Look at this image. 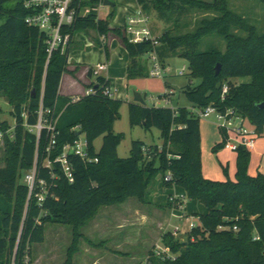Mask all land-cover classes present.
Returning a JSON list of instances; mask_svg holds the SVG:
<instances>
[{
  "label": "trees",
  "instance_id": "1",
  "mask_svg": "<svg viewBox=\"0 0 264 264\" xmlns=\"http://www.w3.org/2000/svg\"><path fill=\"white\" fill-rule=\"evenodd\" d=\"M27 0H0V94L12 107L15 127L0 123L5 135V166L0 168V264H26L34 244L45 240V226L59 224L72 228L73 241L65 264H73L83 237L81 228L105 206L122 204L129 198L147 203L151 181L163 174L164 188L178 186L190 200H197L207 208L199 215V225L186 242L176 241L172 233L162 236V242L174 260L165 264H264V175H248L251 152L238 149L236 181L214 182L203 177L201 166V119L195 110L214 106L221 112L233 109L249 121L257 134H264V34L229 10L226 0L212 3L199 0H136L144 14L153 10L163 18L186 8L219 14L204 19L194 33L173 36L166 31L158 37L159 45L151 41L132 43L125 31L110 28L115 13L107 18L98 14V0H75L76 11L72 24L61 27L67 43L50 54V33L26 23L33 13L25 7ZM14 8L7 9V5ZM89 7V13L83 10ZM238 29L248 34L241 37L232 33ZM95 31L99 37L114 34L127 50L129 64L127 80L150 75L143 57L156 54L163 69L171 56H180L189 63L191 80H200L197 87L184 89L193 110L181 108H149L130 105L132 127H155L162 133L164 144L146 146L134 141L130 156H118L123 135L114 131L120 119L121 101L105 95L109 82L97 77L89 88L93 94L73 98L59 94L62 77L68 72L70 46L79 32ZM217 33L227 42L222 53L217 47L202 51V40ZM109 56L106 43L97 39ZM220 65V73L216 68ZM94 70H90L92 76ZM250 78L249 83L234 86L231 81ZM224 85L229 86L225 100L221 99ZM166 96V95H164ZM163 96V97H164ZM54 111L57 123V149L74 141L79 128L86 135L89 151L97 162L86 163L70 156L74 167V183L60 174L56 179L42 167L48 134L42 133L39 144L35 134L25 124L36 125L40 107ZM11 135L13 137H11ZM103 138L99 151L94 147ZM38 157L39 178L49 183L46 200L39 206L28 205L29 189L23 182ZM170 174L171 179L166 181ZM171 204V203H169ZM230 230H219V227ZM237 226L238 231L232 230Z\"/></svg>",
  "mask_w": 264,
  "mask_h": 264
},
{
  "label": "rangeland",
  "instance_id": "2",
  "mask_svg": "<svg viewBox=\"0 0 264 264\" xmlns=\"http://www.w3.org/2000/svg\"><path fill=\"white\" fill-rule=\"evenodd\" d=\"M90 1V0H87ZM97 4L98 14L101 18L114 12L116 20L114 24H119L122 20L124 10L133 11L139 5L136 0H110L117 3L116 8L102 6L101 1ZM212 3L214 0H199ZM229 10L238 17L243 18L248 24L254 26L259 35L264 34V0H226ZM14 4L7 5V9L14 8ZM83 14L89 13V7L85 8ZM219 14L215 12H204L186 8L185 11L179 13L174 12L163 18L156 11L148 14L150 19V27L154 35L160 37L166 31H171L173 36H183L194 33L204 19H213ZM113 21V20H111ZM111 26V22H110ZM111 28V27H110ZM124 31L123 27H119ZM95 32V31H94ZM91 30L87 34H91ZM96 33V32H95ZM232 33L247 37L248 34L238 29H232ZM97 34V33H96ZM111 34V33H110ZM109 35V34H108ZM107 35V36H108ZM98 36V34H97ZM107 36H102L106 38ZM98 48L103 47L96 45ZM75 47V46H74ZM209 47H217L222 53L226 51V40L217 33L210 34L202 40L201 50L204 51ZM147 56V55H146ZM146 56L143 61H147L149 72H151V61ZM162 77H154L151 74L147 77L127 80L126 68L122 66V61H118L114 78L116 79V99L121 101L120 119L114 123V131L123 135L122 142L118 147V156L127 158L130 156L132 143L134 141H142L146 146L162 147L164 140L159 129L152 127L147 129L141 125L132 127L130 123V105L135 104L134 93L139 92L147 95L146 106L149 108H172L179 110L187 108L193 110V105L188 100L184 89L188 86L197 87L200 80H191L190 67L188 61L180 56H171L165 61V69L162 70ZM96 77V76H94ZM97 78V77H96ZM95 78V79H96ZM68 78H64V88L67 86ZM250 78H241L232 80L234 86L249 83ZM83 90L85 86L80 84ZM79 86V89H81ZM167 95L169 101H165L163 95ZM6 122L11 126L9 131L15 127V119L12 116V107L2 94H0V123ZM246 125L251 130H255L254 126L246 121ZM201 166L203 177L214 182L236 181L238 151H232L227 146V137L225 133L217 125L215 117L209 119H201ZM2 131V130H0ZM77 133L79 129H76ZM4 132V131H3ZM251 138L255 139V147L250 149L251 157L248 164V175L256 177L259 173L264 175V134H253ZM242 137L233 135L232 142L239 144ZM103 144V138H98L94 142V147L99 151ZM5 141H0V168L5 166ZM162 185L163 174L159 173L150 183L151 185ZM173 188V187H172ZM170 191L169 189H165ZM172 191V190H171ZM188 213V219L180 220L174 216L172 218V227L175 229L180 227L179 236H173L176 241L186 242L190 234V225L192 223L199 225V215L207 213V208L197 200H190L184 196ZM137 200V199H135ZM150 205L149 198L147 203ZM116 209V208H113ZM184 213V211H183ZM181 214V212H180ZM71 227L59 224H47L45 226V241L41 244L32 246L33 258L42 257L40 264H63L67 257V249L71 238ZM172 233V232H167ZM164 236V235H163ZM112 246V244H109ZM108 245V246H109ZM105 249L107 246L104 247ZM130 254L128 256H117L111 258L113 264H165L163 260L154 257L151 253L147 256L141 246H135L127 249ZM146 256V257H145ZM26 264H33L32 256L26 258ZM37 264V263H36Z\"/></svg>",
  "mask_w": 264,
  "mask_h": 264
},
{
  "label": "crops",
  "instance_id": "3",
  "mask_svg": "<svg viewBox=\"0 0 264 264\" xmlns=\"http://www.w3.org/2000/svg\"><path fill=\"white\" fill-rule=\"evenodd\" d=\"M116 6L117 3H115L114 7L110 8L114 9ZM129 12H131V9L124 10L119 24H114L116 20V17H114L110 27L112 29L124 27ZM91 32V34L79 32L75 35L70 46L68 72L62 77L59 94L70 98L83 97L86 95L89 87L97 82L96 77L101 76L109 82L113 98L116 99L115 90L117 88H115L116 79L114 75L118 61L120 60L122 61V66L126 68L127 73L129 64L127 50L121 39L114 34H109L106 38H103L97 36L94 31ZM97 39L106 43L109 48V56H106L104 48V52H102V48L100 49L96 46ZM146 58L150 61V55H147ZM98 65H105L106 68L99 72L97 76L94 74L90 76V70H95ZM64 78L69 79L65 88ZM80 84L85 86L84 90ZM79 86L81 89H79ZM165 189H169L170 191ZM171 196L184 199L186 195L185 191L178 186L164 188L163 184H154L148 189L150 205L143 204L139 200H135L136 198H129L122 204L102 207L81 228L80 231L83 237L79 242V251L73 256V264H113L114 262L111 258L128 256L130 252L127 249L133 248L136 245H140L147 256L156 245L162 244V236L164 234L173 231L171 227L174 216L179 219V216L184 211V214L189 217L188 213L185 212L187 210L186 203L183 211L175 210L174 206L169 204ZM72 241L73 235L71 231L67 256ZM110 243L112 246L109 245ZM105 246H107L106 249L104 248ZM31 256L33 264H40L43 260L42 257L34 259L33 253H31Z\"/></svg>",
  "mask_w": 264,
  "mask_h": 264
},
{
  "label": "built area",
  "instance_id": "4",
  "mask_svg": "<svg viewBox=\"0 0 264 264\" xmlns=\"http://www.w3.org/2000/svg\"><path fill=\"white\" fill-rule=\"evenodd\" d=\"M100 1L101 5L104 6V0ZM74 2L75 0H27L25 3V7L33 11V13L26 18V23L31 27H36L42 31L50 33L51 35L48 49L50 54L59 46L67 43L68 37L64 38L61 35L60 30L63 25L72 24L74 22L76 16V11L72 7ZM123 29L132 43H144L151 41L154 46L159 45V38L154 36L150 29L149 17L143 13L139 6L128 13ZM149 55L152 64V69L150 72L151 76L162 77V70L164 69L157 55L154 53ZM105 68V65H98L94 70V75L97 76L98 73L103 71ZM228 92L229 86L224 85L221 94L222 100L226 99ZM93 93V88H89L86 91V95ZM105 95L113 98L110 87L105 90ZM164 99L165 101H169L167 99V95L164 96ZM78 100L79 98H73L74 102ZM194 113L200 119H209L211 117H215L217 125L227 137V146L232 151H238V149L241 147L246 148L247 150L253 149L255 147V139L251 138V136L253 134H257L256 131L249 129V127L246 125L247 120L237 114L233 109H228L223 113L216 107L209 106L204 110H195ZM58 119L59 117L55 115L54 111L46 110L43 106H41L37 124L30 126L26 123L25 127L30 133L36 135L38 144L40 142L42 133L44 131L47 132L48 144L44 151L42 167L49 171L50 177L52 179H56L61 174L68 183H74V167L70 162V156L78 157L86 163H94L98 160L97 158L91 156L86 135L82 133L79 128V132L77 133V137L74 139V141L66 143L62 150L58 151ZM12 131H8L7 133L11 134ZM5 135V132L0 131V141L5 139ZM233 135L242 137V141H240L239 144L232 142ZM11 137L13 136L11 135ZM39 173L40 169L37 157L33 168L27 171L23 178L24 184H26L29 189L28 205L31 203V201H35L39 206H41L47 198L49 192V183L47 180L39 178ZM170 179L171 175L168 174L166 176V181H169ZM169 202L174 206L175 210H184V199L171 196L169 198ZM179 219H188V216L183 213L179 216ZM196 227L197 225L192 223L190 225V232ZM230 229L231 228L224 226L219 227V230ZM232 230L237 232V226H234ZM180 232V227L177 226L175 229H173L172 234L174 236H178ZM152 255L163 261L174 260L177 257V255L173 254L171 249L164 245L163 242L162 244L156 245L153 248ZM146 264H150V262L147 261Z\"/></svg>",
  "mask_w": 264,
  "mask_h": 264
},
{
  "label": "water",
  "instance_id": "5",
  "mask_svg": "<svg viewBox=\"0 0 264 264\" xmlns=\"http://www.w3.org/2000/svg\"><path fill=\"white\" fill-rule=\"evenodd\" d=\"M104 6L106 7H114L115 3L110 1V0H104ZM220 65L217 66L216 68V74L218 75L220 73ZM146 99H147V95L146 94H142L139 92H135L134 93V102L136 104H139L141 106H146ZM260 107H264V104L260 105ZM79 135V134H78Z\"/></svg>",
  "mask_w": 264,
  "mask_h": 264
}]
</instances>
